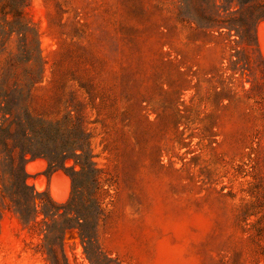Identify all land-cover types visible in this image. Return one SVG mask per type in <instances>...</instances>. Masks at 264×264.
<instances>
[{"label":"rangeland","instance_id":"rangeland-1","mask_svg":"<svg viewBox=\"0 0 264 264\" xmlns=\"http://www.w3.org/2000/svg\"><path fill=\"white\" fill-rule=\"evenodd\" d=\"M180 5L0 0L25 33L6 37L0 66L9 58V82L23 84L43 66L25 88L30 110L69 111L84 131L103 212L86 228L110 264H264V19L217 29ZM25 170L36 191L68 199V170L43 157ZM36 219L25 225L0 193V264H49L51 220ZM61 248L69 264L97 258L76 228Z\"/></svg>","mask_w":264,"mask_h":264},{"label":"trees","instance_id":"trees-1","mask_svg":"<svg viewBox=\"0 0 264 264\" xmlns=\"http://www.w3.org/2000/svg\"><path fill=\"white\" fill-rule=\"evenodd\" d=\"M180 1L179 14L196 21L199 26L211 23L217 29L224 27L236 31L238 19H264V0ZM0 14L2 51L8 35L15 32L22 41L25 33L19 21L15 23V18L19 20L22 16L18 8L0 6ZM8 15L12 18L7 19ZM12 64L8 58L0 66V193L9 200L11 208L25 225L38 223L39 213L43 214V219L51 220L46 223L44 232V241L52 234V241L46 246L49 264H69L58 245L62 244L64 233L72 228L77 229L86 247L95 246L97 258L91 264H110L111 260L100 251L90 230L103 212L95 198L99 169L84 146V131H76L69 111L59 119L33 113L26 103L30 89L26 93L25 88L42 82L44 68L40 66L37 76H27L28 84H23L16 80L9 82L8 77H16ZM36 157L47 160L50 172L58 168L68 170L71 191L64 203L55 202L47 192H38L27 183L25 164ZM69 158L73 165L66 167Z\"/></svg>","mask_w":264,"mask_h":264},{"label":"bare ground","instance_id":"bare-ground-1","mask_svg":"<svg viewBox=\"0 0 264 264\" xmlns=\"http://www.w3.org/2000/svg\"><path fill=\"white\" fill-rule=\"evenodd\" d=\"M263 28H264V27H263ZM263 36H264V35H263ZM259 39H260V38H259ZM261 40H262V39H261ZM263 40H264V39H263ZM62 177H63V175H62ZM62 177H61V178H62ZM61 178H60V179H61ZM63 179H64V178H63ZM63 179H62V180H63ZM65 179H66V178H65ZM65 179H64L63 181H65V182H66V180H65ZM58 182H59V181H58ZM65 185H66V187H67V184H65ZM63 186H64V185H63ZM59 187H60V186H59ZM64 187H65V186H64ZM62 189H63V188H62ZM54 194H55V193H54Z\"/></svg>","mask_w":264,"mask_h":264}]
</instances>
